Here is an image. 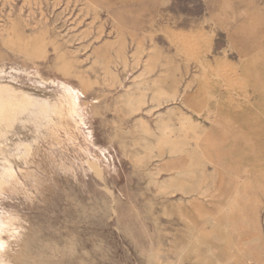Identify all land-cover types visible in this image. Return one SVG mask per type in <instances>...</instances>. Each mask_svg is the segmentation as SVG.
Here are the masks:
<instances>
[{"label":"rangeland","instance_id":"rangeland-1","mask_svg":"<svg viewBox=\"0 0 264 264\" xmlns=\"http://www.w3.org/2000/svg\"><path fill=\"white\" fill-rule=\"evenodd\" d=\"M6 78L0 264H264V0H0Z\"/></svg>","mask_w":264,"mask_h":264},{"label":"bare ground","instance_id":"bare-ground-1","mask_svg":"<svg viewBox=\"0 0 264 264\" xmlns=\"http://www.w3.org/2000/svg\"><path fill=\"white\" fill-rule=\"evenodd\" d=\"M35 1V0H34ZM69 1V0H68ZM56 2V1H55ZM87 2V1H86ZM3 3V2H2ZM28 6V5H27ZM42 11V10H41ZM88 13V12H87ZM44 22V21H43ZM79 22V21H78ZM76 28V27H75ZM101 29V28H100ZM81 31V30H80ZM102 32V31H101ZM85 34V33H84ZM109 34V31H108ZM115 36V35H114ZM37 38V37H36ZM17 39V37H16ZM15 39V40H16ZM10 40V39H9ZM19 40V39H18ZM106 40V39H105ZM111 40V39H110ZM115 40V39H114ZM117 40V39H116ZM39 41V40H38ZM105 42V41H104ZM122 42V41H121ZM101 44V43H100ZM99 44V45H100ZM122 44V43H121ZM34 45V44H33ZM109 48H110V44ZM112 46V45H111ZM122 46V45H121ZM138 48V46H136ZM34 48V47H33ZM118 48V47H117ZM121 48V47H120ZM35 49V48H34ZM106 49V48H105ZM136 50V49H135ZM34 51V50H33ZM43 51V50H42ZM92 51V50H91ZM99 51V50H98ZM137 51V50H136ZM139 52V51H138ZM133 53V52H132ZM32 55V54H31ZM103 55V54H102ZM41 59V57H40ZM127 59V58H126ZM136 59V58H135ZM125 61V60H124ZM136 61V60H135ZM135 64V63H134ZM126 65V64H125ZM115 68V67H114ZM124 68V67H123ZM110 70V69H109ZM108 70H106L105 72L107 73ZM109 72V71H108ZM108 74V73H107ZM112 77V76H110ZM4 83L0 82V142H3L0 145V182H2L3 178L5 177L6 180V175H8L4 169L5 167L3 166L1 160L3 158L10 160L12 158L11 155H13V152L17 150H21L22 147H19L17 149L14 148L15 151H13V148L8 147L7 144H9L12 139H2L1 137H5L8 134H17L14 135L16 138H19L20 136H26L30 133H27L25 131L24 124L23 122L25 121H33L35 119L34 115H38V120H35L36 123H41L43 124V122H45L47 119L48 121L51 120V114H52V108L56 110H60V108L58 107L57 103L56 105L54 104H50L48 105L46 101L41 100L39 98L36 97V95H34V92L28 88L26 85L20 83V81H18L17 79H13V78H6L4 80ZM47 94H49L47 92ZM145 95L141 94L140 96H138L136 99L137 104H139L140 102H145L144 101ZM146 100V99H145ZM129 104H131V106L133 105L131 101H129ZM54 105V107H53ZM134 106V105H133ZM26 107V108H25ZM138 107V106H136ZM140 107V106H139ZM36 111H41L45 116H42L40 114H36ZM51 111V114H50ZM185 115V114H184ZM184 119V118H183ZM141 120V119H140ZM185 121V119H184ZM186 123V121H185ZM11 124H18V126H20V130H16L13 132H7L4 133L3 128L7 127L8 125ZM161 125V124H160ZM163 125V124H162ZM185 125V124H184ZM164 126V125H163ZM167 127V126H165ZM163 128V127H162ZM169 128V126H168ZM179 129V127H178ZM183 129V128H181ZM189 129V128H188ZM185 130V129H184ZM148 131V130H147ZM162 132V129L160 130ZM174 130H172L173 132ZM160 132V133H161ZM170 132V131H169ZM170 132V134L172 133ZM183 132V131H182ZM196 132V131H195ZM193 133V132H192ZM32 135V134H31ZM163 137V136H162ZM174 137V136H173ZM171 137V138H173ZM167 140L168 143L171 144L172 152H183L184 151V145L185 142L183 139H178L175 138V140ZM184 138V137H183ZM163 139V138H162ZM19 141H22V139H18ZM164 140V139H163ZM185 141H187L185 139ZM187 155V154H186ZM13 162V161H12ZM16 163V162H14ZM195 168V167H194ZM7 181V180H6ZM2 215V214H1ZM6 215V214H5ZM0 228H2V226L0 225ZM1 241V240H0ZM3 247L0 245V250ZM158 260V259H157Z\"/></svg>","mask_w":264,"mask_h":264}]
</instances>
